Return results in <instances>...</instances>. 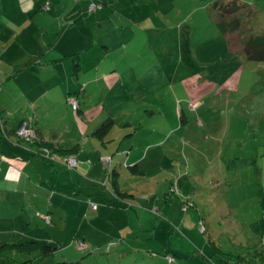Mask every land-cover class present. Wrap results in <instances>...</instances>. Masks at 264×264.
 <instances>
[{
  "label": "rangeland",
  "instance_id": "rangeland-1",
  "mask_svg": "<svg viewBox=\"0 0 264 264\" xmlns=\"http://www.w3.org/2000/svg\"><path fill=\"white\" fill-rule=\"evenodd\" d=\"M249 1L253 14L226 10L221 18L236 20L234 29L241 33L228 35L234 47L218 30L214 13L193 10L199 1L182 5L190 13L185 22L171 18L160 0H36L30 18L18 14L19 18L7 19L24 29L18 33L22 45L37 47L42 55L52 50L61 63L66 62L70 73L76 63L80 66L76 78L69 77L60 84L69 83L79 107V112L68 106L60 113L57 122L66 124L60 138L80 140L78 127L83 126L87 133L82 139L99 146L89 134L109 117L112 125L106 139L111 141L107 147L114 148L105 154L122 159L132 146V156L139 160L142 174L131 181L125 166H120L121 186L129 187L133 182L144 190L160 192L165 185L157 182L167 171L171 177L182 173L190 178V186L186 177L181 182L186 184L189 197L184 204H190L185 212L198 235L192 241L185 238L188 244L170 239L167 249L177 254L171 252L175 258L171 254L158 256L159 264H264V62L248 61L240 51L247 36L264 35V0ZM100 3L104 5L102 12L88 11L90 4ZM43 7L47 10L40 11ZM134 13L135 20L131 17ZM147 13L150 18L146 22ZM168 26L173 29L167 30ZM183 27H187L186 35ZM10 43V49L21 45L13 44L12 38ZM92 60L99 71L107 73L97 82ZM0 71L11 73L3 65ZM52 73L47 72L50 82ZM14 83L20 87L22 81ZM130 132H134L132 136ZM152 153L163 157L162 170L153 167L157 162L151 161ZM148 169L150 172H146ZM195 203L205 205L200 211L203 224L197 218ZM143 209L154 218L160 215L155 208ZM134 211L145 227L142 230L151 231L146 227L149 215ZM201 224L203 232L199 230ZM29 230L26 236H30ZM1 241L0 246L6 244ZM143 243L160 249L157 236L154 242ZM124 246L121 242L120 247ZM67 247L74 251V244L68 243ZM97 247L81 252L80 264H118L115 253H111L114 250H106L109 244ZM167 256L172 260L168 262ZM40 259L38 252L3 249L0 253V264L20 260L40 264ZM124 262L147 264L145 259L132 255L121 260Z\"/></svg>",
  "mask_w": 264,
  "mask_h": 264
},
{
  "label": "crops",
  "instance_id": "crops-1",
  "mask_svg": "<svg viewBox=\"0 0 264 264\" xmlns=\"http://www.w3.org/2000/svg\"><path fill=\"white\" fill-rule=\"evenodd\" d=\"M160 1L163 3L162 9L170 13L171 18H180L184 22L190 13L183 10V4L193 5L195 1H199V5L193 6V10L202 11L204 9L208 14H211L210 7L215 2L232 1L237 4L251 5L249 0H173L168 4H164L166 0ZM35 2L36 0H0V58L3 57V62H0V65L11 72L7 75V72L0 71L1 242H6L4 245H10V243L15 244L20 241H33L56 247L53 254L46 258L50 260L45 262L46 259H44L43 262L40 261V264H80L78 259L82 253L75 249L72 251L67 247L68 243L74 244L76 241L84 242L86 251L94 250L101 244H109L111 247L106 250L108 253L111 251L110 248L114 250L111 253H115L118 264H122L121 260H127L128 255L140 256V259H145L147 264H159L157 257H163V254H171L175 258L173 253L177 254V252L167 249L170 239L187 243L185 238L192 241V237L198 235V232L190 225L193 222L192 218L189 219L185 212L188 208L181 212L182 215L179 212L183 206H186L184 204L186 200H189L186 195L188 192L185 189L186 184L181 182L186 177L190 186V178L182 173L179 176L171 177L167 171L165 176H162L157 182L158 185H165V187H161L160 192H155L151 188L144 190V187H136L133 182L129 183V187L121 186L118 182L120 166H125L130 179H137L142 175L139 170V160L136 156H132V146L128 153L125 152L122 159L121 156H108L105 152L113 151L114 148L110 145H108L109 148L107 147V143L111 139H106V135L102 140H97L91 137L93 132L91 131L89 137L97 140L99 146L90 140L85 141L82 138L87 131L83 126L78 127L82 132L80 140L70 141L60 138V135L66 131V124H59L57 118L63 110L68 109L66 98L76 96L75 93L72 94L69 91V83L67 86L60 84L66 83L70 78H76V72L80 66L76 63V68L73 67L74 70L70 73L65 65L66 62L61 63L62 59L52 54V50L49 55H42L37 47L22 45L18 33L23 32L24 29L20 24L10 23L7 19L19 18L18 14L30 18V14L36 10ZM176 3H178L177 7L174 5ZM98 6L101 7L99 10L90 13L104 10L103 3ZM43 8V10L39 8L40 11L47 10L46 7ZM117 13L123 15L121 10H117ZM145 15L147 22L150 17L148 13ZM131 17L135 20L137 13ZM101 26L102 23L97 27L100 29ZM170 28L173 29V27ZM170 28L168 26L166 29ZM186 29L187 27L182 29V33L185 35L187 34ZM240 33L227 29L224 34L227 36L228 44L234 47V43L228 39V35ZM11 38L13 44L21 45L10 49ZM46 56L50 59H45ZM65 58L67 56L63 57L64 60ZM91 63L96 78L94 81L97 82L107 73L99 71V65L95 64L94 60ZM61 65L64 67L60 71ZM49 70L53 71L52 82H50V75L47 74ZM15 81H22L20 87L14 83ZM64 90H66L65 94H63ZM58 92L60 94H57ZM78 108L77 112H79ZM26 118L28 121H25ZM24 122H29V129L35 135L36 142L51 145L48 151L39 149L37 144L29 145L24 142H16L14 131ZM26 126L28 127L27 124ZM133 133L130 132V136ZM87 146L90 147V150ZM119 146L120 143L116 146V154L119 153ZM46 153H53L57 162H48L37 156V154L45 155ZM66 155L75 159L77 165L75 169L71 170L58 161ZM106 156L109 160V171H115L114 178L110 181L99 163ZM146 156L147 154L144 157L146 158ZM149 156L152 162H157V165L153 167L162 170L163 166L160 167V163L163 165V157L156 156L155 153L149 154ZM184 160L186 166V159L184 158ZM132 167L135 172L129 171ZM146 172H150V169ZM168 184H170L169 187ZM162 197L166 198L162 199ZM87 202L97 205L95 211L88 208ZM181 204L183 206L179 209ZM193 206L198 212L197 218L203 224L200 211L205 205H196L195 203ZM143 207L155 208V212L160 214L159 217L154 218ZM134 209H139L149 215L146 227L151 231L142 230L145 227L141 226L139 216ZM45 216L48 217L49 225L44 224ZM39 221H42L44 229L39 226ZM29 227L33 229L29 230ZM28 230L30 236L25 234ZM156 236L159 240V250L143 243L149 240L154 242ZM6 238L10 241H4ZM132 238L134 241H130ZM137 238L140 239V242ZM121 242H125L123 248L120 247ZM150 254H156V256ZM13 257L15 258L17 255L14 254ZM18 257L20 259L22 256ZM239 259L240 257H237V260ZM24 262V260H20L16 264ZM123 264L129 263L124 262ZM206 264L210 263L206 262Z\"/></svg>",
  "mask_w": 264,
  "mask_h": 264
},
{
  "label": "trees",
  "instance_id": "trees-1",
  "mask_svg": "<svg viewBox=\"0 0 264 264\" xmlns=\"http://www.w3.org/2000/svg\"><path fill=\"white\" fill-rule=\"evenodd\" d=\"M91 5H92V7L90 8ZM90 6H89V10L92 11V12L96 11L97 9L99 10L101 8V7L99 8L98 5L94 6L93 4H90ZM43 9L44 8H42V10ZM237 9H240L242 11L245 10L247 12H251V14H253V12H254L253 11L254 8H251V6L244 5V4H237V3L232 2V1L215 2V3H213L211 5L210 11H212L211 13H214L215 20L217 19L216 20V25L218 27V30L221 32V34H224L227 31V29L230 30V31L236 30V29H234V25L236 24V20H231L230 22H228L229 20L223 21L221 18L226 13V10L231 12V11H236ZM238 17L239 16H237V18ZM240 51H242V53L244 55V58L246 60H248V61L264 62V35L247 36L246 39L242 43ZM68 98H72V99L75 100L74 95L73 96H69ZM68 98H66V100ZM75 111H77V109ZM21 125H24V128L30 133V136H28L27 138L19 137V136L16 135V131L17 130L14 131V136H15V139H16L17 143L18 142H24V143H28L29 145L30 144L31 145L32 144H37L39 146V149H41V150L45 149V150L48 151L50 149V146H51L50 144L36 142L37 140H36L35 135L31 131V129L27 128L25 123H21L18 126V128ZM111 125H112V120L110 118L103 120L97 126V128L91 133V137H93V138H95L97 140H102L107 135L108 131L110 130ZM2 134H3V136H5L3 132H2ZM37 156L40 159H42V160L44 159V160H46L48 162H57L56 156L53 153L52 154H47L46 153L45 155H42V154L38 155L37 154ZM51 156H54L53 160H50ZM64 157H68V156L66 155ZM102 159H104V158H102ZM61 160H62V158L59 159L58 161H60V163L65 166V164ZM101 160H100V163H101ZM106 160H107L106 166H103L102 163H101V165L103 167V170L106 173L107 179H109V181H110V179L114 178L115 171L114 170L109 171V169H108V161L109 160L108 159H106ZM75 163H76V161H75ZM76 166L77 165L75 164V167L69 168V169L73 170V169L76 168ZM129 171L130 172H135L134 167L130 168ZM87 204H88V208L89 209H90L89 204H93L95 208L92 211H95V209L97 207L96 204L90 203V202H87ZM189 206H190V204H186V206H183L181 208V211L184 212ZM45 225H47V224H45ZM200 228H201V230L199 229L200 232H203L202 224H201ZM78 243L84 244V248L80 249V250L76 249V246H77ZM85 248H86V245H85L84 242L76 241L74 243V249L76 251H78V252L85 251ZM3 249H9V250H12V251H20V252H24V253L38 252L39 253V257L41 258L40 261H42V260L46 259L47 257L51 256L53 254L54 250L56 249V247H54L52 245L44 244V243H41V242L24 241L22 243H17V244H13V245H1L0 246V253L3 251ZM167 258H168V256L166 257V259ZM23 264H32V263L30 261H25Z\"/></svg>",
  "mask_w": 264,
  "mask_h": 264
},
{
  "label": "built area",
  "instance_id": "built-area-1",
  "mask_svg": "<svg viewBox=\"0 0 264 264\" xmlns=\"http://www.w3.org/2000/svg\"><path fill=\"white\" fill-rule=\"evenodd\" d=\"M92 7V5L90 6V8ZM66 103L70 106L71 110H76L77 109V106H76V103H75V100L72 99V98H68L66 100ZM16 135L19 136V137H23V138H27L28 136H30V133L24 128V125H21L17 131H16ZM54 159V156H51L50 157V160H53ZM66 167L68 168H73L75 167V160L71 157H63L62 160H61ZM101 163L103 164V166H106V163H107V160L106 159H102L101 160ZM89 207L91 210H93L95 207L93 204H89ZM44 223L45 224H49V220H48V217H45L43 219ZM201 230V228H200ZM84 248V244L82 243H78L77 246H76V249L80 250V249H83ZM168 261H171L172 259L171 258H167Z\"/></svg>",
  "mask_w": 264,
  "mask_h": 264
}]
</instances>
